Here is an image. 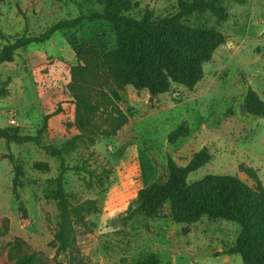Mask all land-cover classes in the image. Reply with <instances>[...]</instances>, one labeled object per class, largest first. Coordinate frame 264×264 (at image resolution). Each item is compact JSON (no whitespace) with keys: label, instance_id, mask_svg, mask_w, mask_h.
Instances as JSON below:
<instances>
[{"label":"rangeland","instance_id":"rangeland-1","mask_svg":"<svg viewBox=\"0 0 264 264\" xmlns=\"http://www.w3.org/2000/svg\"><path fill=\"white\" fill-rule=\"evenodd\" d=\"M100 1L1 0L0 30L9 42L37 36L60 21L101 12ZM131 1L126 15L139 20L146 12L155 19L173 15L179 0ZM219 1L229 16L226 22L208 11L183 19L187 26L214 28L225 37L192 91L172 85L152 98L145 90L119 86L104 62L116 48L115 37L101 23L83 22L57 33L0 67V92L5 93L0 128L18 127L22 135L35 136L50 116L42 143L62 151L69 201L80 209V216L69 218L68 249L57 254L58 210L52 195L58 159L32 145L0 143V264L31 254L38 264H135L149 253L160 264H243L231 254L237 225L208 218L176 224L168 202L153 217L139 214L132 204L140 189L168 179V158L184 167L204 148L211 158L188 177L189 184L208 175L230 176L254 189L255 182L242 172L249 169L264 189V118L242 109L248 88L264 101V0ZM4 44L0 40V50ZM105 96L113 107L87 122L77 101L96 104ZM113 108L127 118L117 131L109 118ZM182 124L189 135L169 145L168 136ZM15 166L26 178L19 190L22 210L11 188ZM80 169L102 177L103 186Z\"/></svg>","mask_w":264,"mask_h":264},{"label":"trees","instance_id":"trees-1","mask_svg":"<svg viewBox=\"0 0 264 264\" xmlns=\"http://www.w3.org/2000/svg\"><path fill=\"white\" fill-rule=\"evenodd\" d=\"M100 3L101 12L60 21L37 36L22 35L9 42L0 30V40L5 42L0 50V67L13 63L19 51L30 45H43L57 33L75 30L83 22L101 23L108 25L115 37V50L104 57L111 77L121 87L128 85L136 91L145 90L150 97L155 98L168 93L172 85L181 86L188 91L194 90L204 77L203 66L211 61L215 50L225 44L224 35L216 29L190 27L183 23L184 18L206 11L219 22H226L229 16L219 0H179L173 15L155 19L150 12H146L139 20L126 15L133 9L131 0H101ZM4 95L5 93L0 92V96ZM108 105L113 107L112 99L107 96L96 104L87 98L79 99L76 103L79 110L88 114L87 122L91 115L107 112ZM242 109L249 116L264 118V101L251 88L247 89ZM110 115L115 131L127 122L125 115L114 108ZM49 119L50 116L44 118L35 136L22 135L18 127L0 128V143H4L6 147L32 145L50 158L58 159L59 174L54 181L52 200L58 210L54 242L58 245L57 254H61L68 249L70 215L80 216V209H74L69 201L65 188L68 168L65 167L62 151L42 143ZM188 135L189 129L182 124L168 136V144L175 145ZM74 140L70 141V146L74 145ZM210 158L205 148L195 154L184 167L168 158V179L165 182L155 180L140 189L132 204L137 205L139 214L153 217L168 202L176 224H196L202 218L233 223L239 227V234L231 254L239 255L243 264H264V189L259 185L254 172L249 169H242V172L255 182L254 189L230 176L208 175L189 184L188 177L208 163ZM78 171L86 173L99 186H103L102 177H95L86 169ZM25 179L22 170L15 166L11 188L18 202L19 190L23 188ZM22 208L19 202L18 209ZM39 262L40 259L31 254L15 257L13 264ZM135 264L160 262L154 253H149Z\"/></svg>","mask_w":264,"mask_h":264},{"label":"built area","instance_id":"built-area-1","mask_svg":"<svg viewBox=\"0 0 264 264\" xmlns=\"http://www.w3.org/2000/svg\"><path fill=\"white\" fill-rule=\"evenodd\" d=\"M13 123V122H12Z\"/></svg>","mask_w":264,"mask_h":264}]
</instances>
